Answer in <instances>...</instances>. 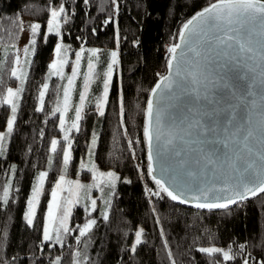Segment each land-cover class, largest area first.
<instances>
[{
	"label": "snow or ice",
	"instance_id": "1",
	"mask_svg": "<svg viewBox=\"0 0 264 264\" xmlns=\"http://www.w3.org/2000/svg\"><path fill=\"white\" fill-rule=\"evenodd\" d=\"M76 0H50L44 13V24L33 22L26 29L22 23V15L15 18L16 33L29 31L30 39L23 46V63L19 55L12 59L8 70L10 78L18 81L14 90L12 87L0 88V109L10 106L6 118V131L0 132V159L10 152L11 138L16 125L21 106V96L25 91V82L29 72L23 65L29 67L34 63L31 59L37 53V36L43 38L46 44L50 35L59 38L54 47V59L47 65L45 80L51 77L65 78L64 67L71 63V75L67 76L63 88L62 101L58 98L56 106L50 109L52 116L58 114L59 130L62 133L63 145L58 153L61 141L52 138L50 151L61 155L62 174L51 190V200L44 217L42 239L37 250L43 252L55 245H63L65 237L71 235L73 229L69 225L74 206L83 199L84 210L97 211V200L87 195L93 187L104 188L100 184L84 185L80 181L66 179L69 163L72 160L73 137L70 133H79L84 119L86 102H90V85L97 80L100 87L99 95L95 97V110L99 116L105 115L109 103V94L113 86V75L119 65L118 52L110 51V59L105 61L106 67L102 73L97 72L100 64V49H88L87 71L83 73V88L79 91L78 103L74 106V118L66 127V113L71 105V93L80 74V61L85 52L83 45L75 52V61L67 57L68 46L64 45L62 22L67 24L70 15L66 14L68 3ZM91 0H83L88 5ZM111 12L118 17L120 0H109ZM138 7L145 16L151 15L150 0H138ZM177 5L169 0L167 13L175 15ZM101 11L103 9L101 8ZM135 17H133V20ZM113 16H108L104 25H110ZM46 25V31H44ZM97 30L92 29L93 34ZM82 40L83 37H76ZM120 33L116 30V41L119 44ZM178 42L166 46V74L158 73L157 82L150 89L147 99L145 120L143 125L144 141L148 150V172L155 189L145 187L149 197H167L170 201L180 204H191L196 209L223 210L229 213L233 207L240 208L249 199L264 194V0H213L190 18L182 22L176 33ZM139 44V39L133 40V46ZM6 61L0 57V75L5 73ZM219 69V71H217ZM226 69V71H225ZM3 81H0L2 84ZM49 89L44 82L38 89L39 105L35 112L44 111L45 95ZM215 93L212 94V90ZM120 124L125 122V106L122 91L118 94ZM41 136L43 131L41 130ZM97 134L92 133L89 144V157L94 154L97 144ZM132 141H129V145ZM134 156V153H133ZM53 157H48L51 167ZM157 167H154L153 165ZM85 164L81 162L80 168ZM92 179L97 175L107 177L105 207L100 216L105 223L110 221L109 208L115 188L120 177L115 172H97L93 164ZM159 171V178L155 173ZM8 172L15 174V165L8 166ZM49 172L40 171L31 186V194L27 200V211L23 219L26 226H34L36 207L40 203L45 190V180ZM123 183H131L123 180ZM68 186L65 188V186ZM13 181L6 176L0 183V205L8 206ZM81 190H85L81 195ZM16 192L19 189H15ZM67 191L68 197L61 198L60 193ZM3 209L0 208V211ZM264 210V208H262ZM155 211V209L153 210ZM89 216L91 213L89 212ZM10 219V217H9ZM160 224V219L155 220ZM97 219L89 218L75 231V240L79 243L82 237L90 236ZM144 229L134 232V240L128 245L131 254H137L138 248L144 244ZM163 248L169 264H184L173 253L161 228ZM127 238V233H125ZM214 239V238H213ZM91 241H89L90 243ZM188 246V251L181 255H191L192 252L202 254L207 258V264H264V258L257 260L247 250V243L236 245L229 243L227 247ZM9 233L7 221L0 225V264H37L36 259L26 261L18 253L9 257ZM259 246V245H257ZM191 256L188 264H194ZM49 264H61V256L49 260ZM71 264H90L86 253H73Z\"/></svg>",
	"mask_w": 264,
	"mask_h": 264
},
{
	"label": "trees",
	"instance_id": "2",
	"mask_svg": "<svg viewBox=\"0 0 264 264\" xmlns=\"http://www.w3.org/2000/svg\"><path fill=\"white\" fill-rule=\"evenodd\" d=\"M50 0H0V57L4 64L5 73L0 75V88L14 86L16 80L10 78L8 70L13 66L11 61L16 56V45L20 33L13 35L15 18L22 15L44 24V13ZM65 2V0H60ZM176 4L175 15H169L167 8L169 0H150L151 15L145 16L138 7V0H120L121 8L118 17L111 12L109 0H91L88 5L83 0L68 3L66 14L70 15L67 24L62 22L63 42L68 50L74 53L82 45L89 48H99L100 64L97 72L105 69V61L109 60L111 49H118V69L115 71L113 86L109 94V103L105 115L99 116L95 110V97L100 82L90 85V102H86L84 119L79 133H70L73 139L72 160L69 163L67 176L80 179L82 184H93L90 171L81 169L80 164L85 158L92 133L97 134L93 159L97 169L113 170L120 179L117 181L115 195L109 208L110 221L105 223L100 211L105 207L107 187L100 183L101 188L93 187L87 195L97 200V211L85 212V203L81 200L73 208L70 217L71 235L65 237L63 245L37 250L42 239V230L46 205L50 190L58 174L62 172L61 155L50 153V140L60 135L58 114L52 116L50 109L56 106L59 98L63 99L65 78L51 77L48 79L49 89L45 95L44 111L35 112L38 106V89L46 81L47 65L56 43L54 35L49 36L48 42H43L42 36H37V53L31 59L34 63L29 67V76L25 82V91L21 96V106L10 143L9 154L0 159V183L6 176L13 181L8 206L0 205V225L7 221L9 246L7 253L11 257L18 253L26 261L36 259L37 264H49V260L61 256V264H71L73 253H86L90 264H169L161 228L165 231L171 250L184 264H188L191 256L195 257L194 264H207V258L200 253L181 255L188 251V246L227 247L229 243L236 245L247 243V250L257 259L264 258V194L249 199L240 208L226 213L223 210H207L185 207L178 202L170 201L167 197H149L145 187L155 189L156 185L147 175L148 159L147 145L143 136L145 110L150 89L157 82V74L166 72V46L177 42L176 33L182 22L195 12L207 6L213 0H171ZM101 8L103 11H101ZM113 16L110 25L103 21ZM133 17L135 19L133 20ZM45 27V25H44ZM97 31L93 34L92 29ZM119 29V44L116 41V30ZM44 30V29H43ZM83 37L82 40L76 37ZM139 39V44L133 46V40ZM86 63L83 64L85 68ZM81 77L75 89L74 99H78ZM122 91L125 106V122L120 124L118 94ZM9 106L0 109V130L3 129ZM73 113H69L72 118ZM41 130L43 136H41ZM58 145V153L63 145ZM129 141L132 144L129 145ZM134 153V156H133ZM52 156L51 167L48 157ZM15 165L17 172H8V166ZM47 169L49 176L45 180L44 192L37 206L34 226L29 228L23 219L31 186L41 169ZM131 183H123V180ZM19 189L18 192L15 189ZM85 190H81V195ZM155 209V211H153ZM10 217V219H9ZM97 219V225L90 236L82 237L77 242L75 229L82 226L89 218ZM159 218L160 224L155 220ZM144 229V244L138 248L137 254L128 251V245L134 240V232ZM127 233V238L125 237ZM214 238V239H213ZM89 241H91L89 243ZM259 245V246H257ZM235 264V262H230Z\"/></svg>",
	"mask_w": 264,
	"mask_h": 264
},
{
	"label": "rangeland",
	"instance_id": "3",
	"mask_svg": "<svg viewBox=\"0 0 264 264\" xmlns=\"http://www.w3.org/2000/svg\"><path fill=\"white\" fill-rule=\"evenodd\" d=\"M33 22H35V21H34L33 19L29 18V17H25V18H23V20H22V23H23V25H24V27H25L26 29H28L29 26H30V24L33 23ZM44 31H46V25H45V27H44ZM29 39H30L29 31H25V32H23L22 34L20 33V37H19L18 43H17L16 48H15V50H16V56L19 55V56L21 57V61H22V63H23V59H24V57H23V52H22V48H23V46H25V45L28 43ZM58 39H59V38L56 37V43L58 42ZM62 42H63V40H62ZM56 43H55V45H56ZM63 44H64V42H63ZM55 45H54V47H55ZM64 45H65V44H64ZM83 47H84V49H85V52L82 54V59H81V61H80V74H78L77 77L75 78L76 83H75V85H74V87H73V90H72V93H71V105H72V106L69 107L68 112L66 113V117H65V119H66V127H69V126H70V124H71V120L74 118V115H75V113H74V106H75L76 103H78L79 96H78V99L75 100V99H74V93H75V89H76V87L78 86V81H79L80 77H81L82 82H81V86H80L79 91L82 90V88H83V73L87 71V57H88V52H87V50H88V49H93V48H95V49H99V48H96V47H93V48H89V47H86V46H83ZM80 48H81V47H80ZM80 48H78L76 51H79ZM112 50H115V51L118 52L117 47L111 49V51H112ZM76 51H75V52H76ZM75 52H74V53H71V52L68 50V52H67V57H68V59H69L70 62H71V61H75ZM53 59H54V48H53V51H52V54H51V61H52ZM51 61H50V62H51ZM84 63H86L85 68L83 67V64H84ZM13 66H14V65H13ZM23 66H24L25 68H27V70H28V65L25 64V65H23ZM117 69H118V68H116L115 71H116ZM115 71H114V75H115ZM64 73H65V85H66V84H67V76L71 75V63H69L68 65H66V66L64 67ZM114 75H113V78H114ZM45 82L48 83V79H47ZM18 83H19V82L17 81L16 84H15L14 86H11V87L15 90L16 87L18 86ZM38 105H39V100H38ZM9 108H10V106H9ZM70 112L73 113L72 118H69V113H70ZM58 128H59V119H58ZM5 131H6V126L4 125L3 129L0 130V132H5ZM91 137H92V136H91ZM54 138H56V139H58V140H59V138L62 139V133L60 132V135L57 136V137H54ZM90 141H91V138H90ZM90 141H89V144H90ZM50 147H51V146H50ZM50 153H52V152L50 151ZM91 158H92V156H91ZM91 158L89 157V147H88V151H87V153H86V156H85V158L82 160V162L85 164V167H84L83 169L90 171L92 165L94 164L93 159L91 160ZM96 169H97V168H96ZM40 171H47V169H46V168H45V169H41ZM40 171H39V172H40ZM109 171L115 172V171H113V170H101V169H97V172H98V173H99V172L107 173V172H109ZM90 173H91V171H90ZM115 173H116V172H115ZM61 174H62V172H60V174H58L56 180L59 178V175H61ZM116 174H117V173H116ZM91 176H92V173H91ZM117 176H118V175H117ZM66 179L71 180V181H77V180H78V181H80V183L82 182L80 179H77V178H69L67 175H66ZM56 180L54 181V183H53V185H52V188L55 186V182H56ZM92 181H93V180H92ZM106 181H107V177H100L99 175H97L96 180L93 181L92 183L100 184V183H106ZM34 182H35V181H34ZM67 187H68V186L66 185L65 188H67ZM52 188H51V190H52ZM51 190H50L49 197H48V201H47V205H46L45 215H46V213H47V206H48V203H49V201L51 200ZM30 194H31V193H30ZM29 196H30V195H29ZM60 196H61V198H63V197H68V196H69V193H68L67 191H62V192L60 193ZM37 206H38V205H37ZM26 211H27V205H26L25 212H26ZM36 211H37V207H36ZM25 212H24V213H25ZM45 215H44V217H45ZM92 218H93V217H92ZM86 221H87V220H86ZM69 224H70V219H69ZM82 225H83V224H82ZM138 228H140V227H138Z\"/></svg>",
	"mask_w": 264,
	"mask_h": 264
},
{
	"label": "water",
	"instance_id": "4",
	"mask_svg": "<svg viewBox=\"0 0 264 264\" xmlns=\"http://www.w3.org/2000/svg\"><path fill=\"white\" fill-rule=\"evenodd\" d=\"M177 42H178V41H177ZM217 71H219V69H217ZM225 71H226V69H225ZM164 74H166V72H165ZM214 93H215V89L212 90V94H214ZM147 156H148V150H147ZM153 166H154V167H157L155 164H154ZM155 175H157V177L159 178V175H160L159 171H157V172L155 173ZM182 205L185 206V207L195 208V207H193L191 204H182Z\"/></svg>",
	"mask_w": 264,
	"mask_h": 264
}]
</instances>
